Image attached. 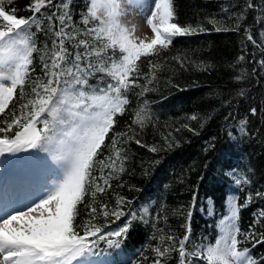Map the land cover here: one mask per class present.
Returning <instances> with one entry per match:
<instances>
[{
    "label": "trees",
    "instance_id": "1",
    "mask_svg": "<svg viewBox=\"0 0 264 264\" xmlns=\"http://www.w3.org/2000/svg\"><path fill=\"white\" fill-rule=\"evenodd\" d=\"M63 2L65 0H53V4L42 9L41 13L31 10L33 0H12L5 5L7 11L14 9L18 18L36 17L37 24L31 25L30 31L37 50L32 54L23 96L18 88L15 98L0 115V127H6L3 121H11L12 112L20 114V105L32 96V82L46 80L45 61L41 57L51 49L55 39L47 17L53 13L58 15L62 9L58 11L56 5ZM67 2L72 17L70 23L79 33L75 40L65 42L71 54L69 61H72L76 52L85 51L83 45L76 46L80 39L92 43L93 38L84 33L95 22L82 23L89 0ZM250 2L255 7L247 9L246 0H174L175 22L182 26H199L205 31L177 37L159 56L141 58L138 62L141 74L138 78L133 77L139 86L131 87L126 93L130 103L123 115L115 117L116 123L96 157L104 160L110 155L115 133L127 132L134 136L130 140L122 138L118 145L125 149L127 156L125 170L114 174L109 180L111 187L97 194L94 223L104 226L101 233L104 234L123 226L133 212L137 219L132 220L120 247H110L106 241H98L92 254L78 258L80 262L74 261L73 264H152L156 259L153 249L160 244L162 235L176 238L177 247L179 240L188 235L185 248L192 252L214 245L225 234V226L230 227L233 223L240 229L238 248L250 249L257 264H264V217L258 216L264 210V197L257 195L264 193V65L259 63L264 60V0ZM240 14L244 19L238 21ZM213 19L218 24L209 22ZM56 23L58 27V21ZM216 27L228 30L217 32ZM66 30L72 31L71 28ZM249 32L256 44L247 40L246 33ZM240 56L244 59L239 60ZM174 57H179L183 66ZM149 60L162 65L157 78L150 84L147 83L151 71ZM86 63L87 60L82 61V66ZM103 76V73H95L89 77V84L100 83L103 87L112 82L107 77L101 82ZM143 86L150 90L140 94ZM141 107H146L151 117L143 129L133 123L135 112ZM253 108L255 114L251 111ZM193 115L196 120L190 119ZM245 119L247 132L242 134L240 121ZM38 126L42 127V124ZM15 131L16 127L7 135L11 137ZM58 139L46 146L47 151L43 148L26 151L33 159L48 161L59 144ZM136 140L141 143L137 144ZM152 146L159 150L150 151ZM19 152L4 153L0 159L9 161ZM109 171L105 168L103 175L107 176ZM92 176H101L99 166L93 169ZM237 178L242 181L246 178L249 182L237 185L234 183ZM97 182L104 186L103 180ZM119 197L124 198L121 207L129 215L115 220L99 214L101 203L113 209L117 207ZM233 198L241 206L234 222L229 219V202ZM91 203L89 194L84 197V203L78 205L75 225L81 234L79 225L90 219V209L85 205ZM245 204L246 207L242 206ZM247 233L254 235L246 240ZM170 243L165 240L164 246ZM188 259L191 264H206L200 257ZM179 261L178 252H172L162 258L161 264H179Z\"/></svg>",
    "mask_w": 264,
    "mask_h": 264
},
{
    "label": "snow or ice",
    "instance_id": "2",
    "mask_svg": "<svg viewBox=\"0 0 264 264\" xmlns=\"http://www.w3.org/2000/svg\"><path fill=\"white\" fill-rule=\"evenodd\" d=\"M129 2L141 9L145 7L135 4V0ZM10 3L12 0H0V115L4 114L15 98L18 88L23 96V88L32 64V54L37 50L32 43L30 31L31 25L37 24L36 17L18 18L14 9L6 10L5 5ZM52 4L53 0H33L31 10L41 13L42 9ZM56 7L58 11H62L58 15L53 13L47 17L55 39L51 49H47L41 57L45 61L43 67L46 80L33 81L32 96L20 105V114L12 112L11 121H3L6 127H0V133H4L0 136V155L38 148L47 151L46 146L59 138L58 142L64 149L59 159L66 161L65 174L54 187L37 196L32 204L26 205L24 209H14L10 214L0 215V264H73L78 258L92 254L98 246V241H106L110 247H120L132 220L137 219L136 214L131 213V219L123 226L101 234L104 232V226L94 223L97 215V207L94 205L97 194L104 193L106 187H111L109 180L114 178V174L125 170V149L118 146L121 139L127 137L130 140L134 139V136L127 132L115 133L111 139L110 155L104 160H97L96 157L116 123L115 117L118 114L123 115L126 105L130 103L126 93L131 87L139 86L133 77L138 78L141 74L138 63L141 58L159 56L177 37L205 31L199 26H182L175 22L174 0H155L150 11L142 13L153 36L150 39L140 38L135 35V25L129 28L121 23L125 12L120 0H89L82 23L88 25L95 22L94 26L84 33L93 40L90 43L80 39L76 46L83 45L85 51L76 52L75 59L69 61L71 54L65 47V42L75 40L79 33L70 23L72 17L67 0ZM253 7L255 4L246 0V8ZM242 19L243 14L237 16L238 21ZM209 22L218 24L215 19ZM69 28L72 31L66 30ZM222 30L228 29L215 28L217 32ZM246 34L247 40L256 44L252 34ZM109 50H112L111 55L108 54ZM173 59L179 60L183 66L179 57ZM243 59V56L239 57V60ZM85 60L87 63L82 66V61ZM259 63L264 65V60ZM148 64L151 71L147 83L150 84L157 78V71L162 65L151 60ZM97 72L104 74L101 82L105 81V77L110 78L112 82L105 83L103 87L100 83L90 85L89 77ZM149 90L147 86H143L140 94ZM240 94L243 95V92ZM251 111L256 113L255 108ZM190 119L196 120L197 117L193 115ZM150 120L146 107H141L135 112L133 123L143 129ZM41 124L42 127H39ZM246 124V119L240 121L242 134L247 132L244 127ZM14 127L17 131L11 137L8 136L7 133ZM130 131L134 132V129L130 128ZM165 140L167 142V138ZM123 142L126 143L127 140ZM136 143L141 142L136 140ZM168 146H172L171 142H168ZM158 150L157 146L150 148L152 152ZM97 166L101 176L94 178L92 172ZM105 168L110 169L107 176L103 175ZM98 179L103 180L104 186L97 182ZM242 182L249 181L246 178L243 181L239 178L234 181L237 185ZM89 194L92 203L86 204L85 208L90 209V219L79 225L83 232L81 234L76 230L75 219L79 214L78 205L84 203V197ZM257 195L264 197V193ZM251 199L249 196L248 201L251 202ZM116 203L117 207L113 209L101 203L99 214L105 218L114 217L115 220L129 215L121 207L125 203L123 197H119ZM240 207L235 198L229 202L231 221L238 219ZM144 211L147 212V209ZM258 216L264 217V210H261ZM239 234V227L233 223L214 245L192 252L185 248L188 235L179 240L178 247L176 238L162 235L159 238L160 244L153 249L156 259L152 264H161L162 258L168 257L172 252H178L179 264H191L188 257L193 256L200 257L206 264H257L250 249L238 248L241 243L237 239ZM253 235L247 233L245 239H250ZM165 240L171 243L164 246Z\"/></svg>",
    "mask_w": 264,
    "mask_h": 264
},
{
    "label": "rangeland",
    "instance_id": "3",
    "mask_svg": "<svg viewBox=\"0 0 264 264\" xmlns=\"http://www.w3.org/2000/svg\"><path fill=\"white\" fill-rule=\"evenodd\" d=\"M154 2L155 0H135V4L145 6L141 9L131 4L129 0H120L125 12V15L121 17V23L129 28L135 25L137 37L150 39L153 33L142 13L149 12ZM140 16L143 18V28L138 30L136 21ZM63 152V146L59 143L50 154L48 161L33 159L28 152L24 151L9 161L0 159V215L10 214L14 209H24L26 205L32 204L37 196L54 187L65 174L66 161L59 159ZM19 179L24 187L20 191L17 189L18 182H15V185H4ZM11 191H14L15 195H12L15 199L7 195ZM228 228L229 225L225 226L226 231Z\"/></svg>",
    "mask_w": 264,
    "mask_h": 264
},
{
    "label": "bare ground",
    "instance_id": "4",
    "mask_svg": "<svg viewBox=\"0 0 264 264\" xmlns=\"http://www.w3.org/2000/svg\"><path fill=\"white\" fill-rule=\"evenodd\" d=\"M142 22H143V18L141 16L138 17V19L136 21L138 30H141L143 28V23Z\"/></svg>",
    "mask_w": 264,
    "mask_h": 264
}]
</instances>
